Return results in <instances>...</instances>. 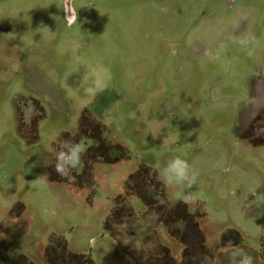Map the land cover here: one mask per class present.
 <instances>
[{"label":"rangeland","instance_id":"obj_1","mask_svg":"<svg viewBox=\"0 0 264 264\" xmlns=\"http://www.w3.org/2000/svg\"><path fill=\"white\" fill-rule=\"evenodd\" d=\"M263 95L264 0H0V264H264Z\"/></svg>","mask_w":264,"mask_h":264},{"label":"clouds","instance_id":"obj_2","mask_svg":"<svg viewBox=\"0 0 264 264\" xmlns=\"http://www.w3.org/2000/svg\"><path fill=\"white\" fill-rule=\"evenodd\" d=\"M102 90L100 84L96 83L93 87L86 89V92L95 96ZM61 147L63 150L56 154L55 171L57 174L71 179V170L82 163L86 148L83 143H71L68 141H65ZM163 176L168 184H186L188 188H191L196 180V175L192 173L189 163L180 158H174L168 162L163 169ZM185 202H187V199H185ZM237 257L240 258L238 261L236 260ZM232 259L233 264H253L252 257L243 250L233 252Z\"/></svg>","mask_w":264,"mask_h":264},{"label":"flooded vegetation","instance_id":"obj_3","mask_svg":"<svg viewBox=\"0 0 264 264\" xmlns=\"http://www.w3.org/2000/svg\"><path fill=\"white\" fill-rule=\"evenodd\" d=\"M246 134L248 136L256 135L264 140V95L260 104V110L251 121Z\"/></svg>","mask_w":264,"mask_h":264},{"label":"crops","instance_id":"obj_4","mask_svg":"<svg viewBox=\"0 0 264 264\" xmlns=\"http://www.w3.org/2000/svg\"><path fill=\"white\" fill-rule=\"evenodd\" d=\"M255 252V251H254Z\"/></svg>","mask_w":264,"mask_h":264}]
</instances>
